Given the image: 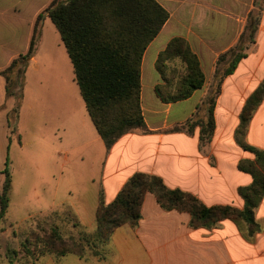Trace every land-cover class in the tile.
Wrapping results in <instances>:
<instances>
[{
	"label": "crops",
	"instance_id": "crops-1",
	"mask_svg": "<svg viewBox=\"0 0 264 264\" xmlns=\"http://www.w3.org/2000/svg\"><path fill=\"white\" fill-rule=\"evenodd\" d=\"M156 1L169 13V20L143 58L141 105L147 130L124 135L111 150H107L97 132L84 100V103L78 101L79 86L75 73L72 77L67 51H59L63 70L58 71V103L65 111L61 118L54 117L50 108L43 111L51 116L46 120L53 126L48 141L55 142L54 137H58L63 149L82 156L91 175L85 184L86 192L82 190L75 195L69 191V198L55 197L52 211L71 213L81 231L92 233L97 227L96 211L101 198L112 203L138 173L157 176L169 189L192 194L209 207L233 206L243 210L246 205L240 190L250 186L253 177L241 171L239 165L256 157L239 143L237 131L247 101L264 83V9L255 43L222 85L214 111L215 132L211 142L203 147L199 125L191 133L175 128L191 119L206 122V101L216 61L239 42L255 9V0ZM52 2L0 0V151L5 148L9 129L8 116L3 114L9 98L1 72L28 52L37 18ZM51 23L49 17L44 19L42 37L52 28ZM175 38L189 43L199 59L206 83L189 99L167 104L156 93L157 86L164 84L157 60ZM30 63L32 68L37 63L36 57ZM33 72H41L38 65L33 67ZM48 78V75L44 77ZM72 95L81 104L79 112L66 110ZM39 139L46 141L47 136L44 134ZM244 143L264 152V99L249 123ZM255 218L258 231L253 236H249L245 223L230 220L211 228H195L191 226L189 213L166 210L155 195L147 194L138 225L118 228L97 253L89 250L82 256L69 254L59 260L45 256L36 264H264V198L255 210ZM6 262L20 264L18 260Z\"/></svg>",
	"mask_w": 264,
	"mask_h": 264
},
{
	"label": "trees",
	"instance_id": "trees-1",
	"mask_svg": "<svg viewBox=\"0 0 264 264\" xmlns=\"http://www.w3.org/2000/svg\"><path fill=\"white\" fill-rule=\"evenodd\" d=\"M254 7L239 42L216 61L210 96L206 101V122L191 119L175 128L176 131L191 133L199 125L203 147L211 142L215 132L214 111L223 83L234 74L255 43L264 0H255ZM46 17L50 18L61 36L89 116L107 150H111L121 137L130 132L146 131L141 105L143 58L169 20V13L156 0H53L37 18L28 52L1 72L6 81L8 98L19 92L16 90L18 80L35 55ZM176 63L181 66L180 69L172 66ZM157 70L164 84L157 86L156 93L167 104L189 99L206 83L198 57L182 38L173 39L159 54ZM263 99L264 83L247 101L237 131L239 143L256 157L254 161L245 160L239 165L241 171L253 177V183L240 190L246 203L243 210L233 206H206L192 194L169 189L157 176L138 173L130 178L112 203L108 204L101 198L94 232L82 230L78 239L69 237L67 240L58 225L49 230L39 226L40 232L31 234L22 244L21 251L8 250V259L13 257L20 264H36L45 256L59 260L69 254L82 256L87 249L97 253L109 243L118 228L138 225L147 194L155 195L166 210L189 213L192 227L211 228L230 220L245 223L249 236H253L258 231L255 210L264 198V152L245 145L244 138ZM15 110L17 112L18 107ZM2 174L0 231L5 228L12 189L9 165ZM46 220H71L75 229L81 228L67 211H53L46 216Z\"/></svg>",
	"mask_w": 264,
	"mask_h": 264
},
{
	"label": "rangeland",
	"instance_id": "rangeland-1",
	"mask_svg": "<svg viewBox=\"0 0 264 264\" xmlns=\"http://www.w3.org/2000/svg\"><path fill=\"white\" fill-rule=\"evenodd\" d=\"M50 25L52 28L47 29L37 43L34 55L37 63L32 68L29 63L18 80L16 90L19 92L6 100L3 107V114L8 116L9 129L5 148L0 151V171L3 172L9 165L12 189L9 194L10 203L5 228L4 231H0V264H9L6 262L8 250L21 251L22 244L31 237V234L40 232L39 226L49 230L52 226L58 225L67 240L69 237L78 239L81 233L80 228L74 229L71 220L68 222L46 220V216L53 212L55 197L69 198L67 196L69 191L75 195L82 190L86 192L85 184L91 175V170L85 168L86 162L82 160V156L63 149L58 137H54L55 142L48 141L53 126L46 120L51 116L43 114V111L52 109L56 118L57 116L61 118V113L65 111V107L58 103L60 88L58 71L63 70L58 55L59 51L66 53V49L59 32L52 23ZM65 55L68 59V54ZM36 65L41 72H33ZM69 65L74 77L73 65L71 62ZM172 66L181 68L178 63ZM47 75L49 78L45 80L44 77ZM77 91L78 101L84 103L79 88ZM80 105L75 102V95H72L66 110L79 112ZM44 134L47 136L46 141L39 139ZM74 163L81 166L70 167L69 164ZM3 180V174H0V184ZM75 220L77 221L76 218ZM95 230L96 227L91 232Z\"/></svg>",
	"mask_w": 264,
	"mask_h": 264
}]
</instances>
